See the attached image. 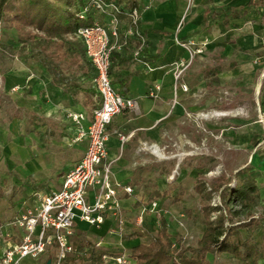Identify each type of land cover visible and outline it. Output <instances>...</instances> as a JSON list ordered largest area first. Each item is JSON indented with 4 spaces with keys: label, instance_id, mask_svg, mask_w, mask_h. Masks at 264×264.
Listing matches in <instances>:
<instances>
[{
    "label": "crops",
    "instance_id": "1",
    "mask_svg": "<svg viewBox=\"0 0 264 264\" xmlns=\"http://www.w3.org/2000/svg\"><path fill=\"white\" fill-rule=\"evenodd\" d=\"M133 1L139 12L135 29L144 38V43L141 44L138 36L134 35L122 50L113 51L109 76L114 89L123 97L135 99L137 108L114 115L106 127L111 180L120 187L132 188L130 194L124 193L122 188L118 190L123 220L130 215L129 205L141 208L143 203L149 202L145 195L148 183L154 181L157 184L150 176L145 178L156 170V161L146 146H165L167 139H171L173 124L182 118L183 101L188 94L199 96L209 87L223 85L231 89L230 99L235 97L236 87H248L252 91L251 98L242 102L246 106L245 111L229 115L231 124L226 135L228 150L244 155L243 162L232 173L249 167L254 174L258 194L252 214L257 217L264 212V0ZM128 23V18L122 16L121 29ZM202 43H205L203 51L190 59L187 45L195 48ZM138 49L139 55L135 57L134 52ZM173 62L185 65L180 81L186 84L187 91L176 88ZM208 67H217L218 72L204 75L203 71ZM0 77L2 90L14 102L15 110L6 118L0 116V165L11 168L20 163L21 169L35 167L41 170H49L56 165L55 188L49 191L55 190L65 172L80 158L65 159L60 149L53 146L61 142L69 144L66 140L74 139L71 146L83 154L86 140L83 139L85 146L82 147L83 142L76 140L78 125L67 116L69 113H81L84 116L82 124L88 123L91 118L89 105L99 102L92 79L80 77L83 89L72 100L69 94H62L59 87L52 85L46 72L32 62L8 68L0 72ZM153 85L159 86L157 97L147 95L148 88ZM207 100L213 101L214 97L211 95ZM27 114L41 118L36 121L39 133L35 146L39 152L35 157L28 142L32 132L26 133V129H32L27 123ZM20 121L23 122L24 133H17L14 128ZM120 134L128 136L123 144L118 138ZM13 156L18 157V163L13 162ZM0 220L3 223L9 221L2 216ZM113 224L108 219L99 227H92L77 220L71 240L73 243L77 240L82 242L84 237H93L103 250L109 246V241L97 235L108 233ZM155 234L150 235L152 240ZM261 235V229L253 234L256 241L261 240ZM147 237L146 231L130 248L139 243L149 244L152 240L143 241ZM47 256H42L39 262L45 261ZM206 259L208 264H226V261L238 264L226 253H208ZM23 264L31 263L26 260ZM258 264H264V257Z\"/></svg>",
    "mask_w": 264,
    "mask_h": 264
},
{
    "label": "trees",
    "instance_id": "2",
    "mask_svg": "<svg viewBox=\"0 0 264 264\" xmlns=\"http://www.w3.org/2000/svg\"><path fill=\"white\" fill-rule=\"evenodd\" d=\"M104 1L121 5L123 14L120 17L135 7L133 0ZM91 4L92 0H0V23L15 29L16 50L24 55V62L33 58L49 76L50 83L59 87L62 94H69L72 100L83 89L80 77L92 79L94 76L85 48L75 36L79 27L91 25L95 19L103 21ZM79 15L83 17L79 18ZM37 39H42L40 47L36 46ZM10 45H2V49L11 52ZM217 72V67L203 71L204 75ZM97 105H89L90 114ZM27 115V123L33 129L38 128L36 121L41 118L35 114ZM29 132L31 130L26 129V133ZM198 177L194 188L200 198L199 212L205 229L197 244L182 246L174 241L165 217L160 214L154 239L149 244L139 243L130 248L134 264H208V253H226L238 264H258L264 257V212L253 217L258 187L250 168L222 173L210 183L201 173ZM233 180L236 183L231 185ZM175 189L176 186L169 183L164 190H159L151 181L145 195L149 202L166 197L176 203L182 198L183 190L177 189L173 195ZM214 195L219 203H212ZM2 224L0 220V226ZM258 229L262 231L260 241L253 236ZM132 234L144 236L145 232L133 231ZM73 245L76 252L66 259V264H102L101 256L105 252L96 245L93 237H84V241L77 240Z\"/></svg>",
    "mask_w": 264,
    "mask_h": 264
},
{
    "label": "built area",
    "instance_id": "3",
    "mask_svg": "<svg viewBox=\"0 0 264 264\" xmlns=\"http://www.w3.org/2000/svg\"><path fill=\"white\" fill-rule=\"evenodd\" d=\"M92 8L103 17L95 19L91 25L79 27L75 36L81 40L85 55L94 69L92 82L99 97V104L92 110L91 118L84 126L81 113H69L68 117L78 125L76 140L85 139L86 147L80 159L62 176L57 189L46 193L34 191V202L20 215L0 226V264H44L51 255L50 264H66L76 249L71 237L77 220L92 227H99L106 220L113 221L108 228L111 235L120 236L124 221L121 215L118 190L130 194L132 188L120 187L111 180V162L107 158L106 127L112 117L126 110H136L137 103L133 98L123 97L112 86L109 67L113 51L122 50L131 36H138L140 43L144 38L138 34L135 26L139 20L136 7L130 8L125 16L128 25L121 29L123 14L121 5L113 1L92 0ZM79 15V18H82ZM205 43L195 48H188L190 59L203 51ZM193 45V43H192ZM139 55V49L134 52ZM173 73L176 88L187 91V86L180 81L185 65L173 62ZM158 85L148 88L147 95L157 97ZM123 144L128 136L118 135ZM145 146V145H144ZM156 145H147L153 149ZM157 201L142 207L136 219L139 225L146 211L156 210ZM13 230V231H12ZM99 246V243H96ZM48 254L47 259H39ZM102 264H134L129 252L117 254L104 253Z\"/></svg>",
    "mask_w": 264,
    "mask_h": 264
},
{
    "label": "rangeland",
    "instance_id": "4",
    "mask_svg": "<svg viewBox=\"0 0 264 264\" xmlns=\"http://www.w3.org/2000/svg\"><path fill=\"white\" fill-rule=\"evenodd\" d=\"M15 33V29L7 28L0 23V72L31 62L36 64L33 58L24 62V55L16 50ZM41 42L42 39H37L36 46L40 47ZM2 45H10L13 49L10 52L7 49H2ZM1 80L0 77V116L6 118L15 113L14 102L2 90ZM230 90L223 85L216 88L209 87L205 92H200L199 96L187 95L183 101V116L173 124L171 139H167L165 146H157L159 152L161 151L160 155L153 154L152 149L148 148L149 154L156 161L154 163L156 170L151 171L145 177L150 176L155 179L161 190L166 188L167 183L174 184L176 186L175 191L177 189L183 190L182 199L177 203L170 202L168 198L157 200L156 210L146 211L145 213L148 215H143L139 225L136 223V219L140 215L141 208L143 206L148 207L149 202L143 203L141 208H138L137 205H129L131 208L129 210L130 215L126 220H123L124 226L120 236L109 233L97 235L99 238L104 237L109 241V246L103 249L105 253L128 252L130 246L139 241V236H135L132 232L140 231V229L149 234V237L143 241L152 240L150 235L155 234L159 228L158 217L160 214L165 217L168 230L174 241L182 246H195L197 244L204 229L203 219L199 212L200 198L194 188L199 173L203 175L207 183H210L222 173H232L244 160L243 153L235 154L228 150L226 132L231 124L229 115L231 113L241 114L245 111L246 106L242 105V102L244 99L251 98L252 91L248 87H236L234 89L236 95L230 99ZM211 95L214 100L208 101L207 99ZM67 119L71 120L70 117ZM22 125L23 122L20 121L14 127L18 131H16L17 133L25 132ZM28 129L32 132L31 138L28 140L31 144H29V148L35 157L39 152L35 146L39 131L33 128ZM73 140H66L70 145L61 142V144L53 147L60 149L65 159L70 157L71 160L73 158L78 160L82 151L71 146ZM82 142L81 146L83 147L85 146L83 139L79 143ZM17 158L13 156V162H17L19 160ZM21 165L18 163L11 168L3 167V164L0 165L2 167L0 168V216L4 217L5 221L14 219L33 204L34 191L46 193L51 188H55L58 173V169L54 167L56 165L49 167V170H41L35 167L21 169ZM235 183L233 180L231 185ZM212 203H219L217 195H214ZM225 263L229 264L228 261Z\"/></svg>",
    "mask_w": 264,
    "mask_h": 264
},
{
    "label": "bare ground",
    "instance_id": "5",
    "mask_svg": "<svg viewBox=\"0 0 264 264\" xmlns=\"http://www.w3.org/2000/svg\"><path fill=\"white\" fill-rule=\"evenodd\" d=\"M221 114H222V113H221ZM217 116H218V115H217ZM158 146H159V145H158ZM153 151H154L156 154L160 155V152H161V151L159 152L157 146L154 147ZM156 154H155V155H156ZM161 155H162V154H161ZM162 157H163V156H162ZM165 157H166V156H165ZM165 157H164V158H165ZM179 158H180V157H179Z\"/></svg>",
    "mask_w": 264,
    "mask_h": 264
},
{
    "label": "water",
    "instance_id": "6",
    "mask_svg": "<svg viewBox=\"0 0 264 264\" xmlns=\"http://www.w3.org/2000/svg\"><path fill=\"white\" fill-rule=\"evenodd\" d=\"M44 264H50V259L48 258Z\"/></svg>",
    "mask_w": 264,
    "mask_h": 264
}]
</instances>
